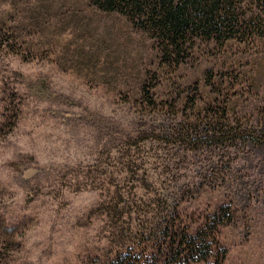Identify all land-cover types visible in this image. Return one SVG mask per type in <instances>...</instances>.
I'll use <instances>...</instances> for the list:
<instances>
[{"label": "rangeland", "instance_id": "374dc122", "mask_svg": "<svg viewBox=\"0 0 264 264\" xmlns=\"http://www.w3.org/2000/svg\"><path fill=\"white\" fill-rule=\"evenodd\" d=\"M162 58L87 0H0V264H162L185 233L264 264V45Z\"/></svg>", "mask_w": 264, "mask_h": 264}, {"label": "trees", "instance_id": "16d2710c", "mask_svg": "<svg viewBox=\"0 0 264 264\" xmlns=\"http://www.w3.org/2000/svg\"><path fill=\"white\" fill-rule=\"evenodd\" d=\"M87 1L104 12L127 16L158 41L162 59L167 62L184 59L189 49L199 48L202 44L235 47L258 42L264 45V0ZM219 132L221 136L215 137L205 131L202 138H222L227 130L220 128ZM183 238L185 242H179L176 247L184 246L177 257L172 261L162 259V264H186L189 253L195 256L191 257L194 264L207 258L210 245L206 248L201 245V237L185 233ZM170 250H174L173 242ZM113 260L114 264H131L133 261L123 254Z\"/></svg>", "mask_w": 264, "mask_h": 264}]
</instances>
